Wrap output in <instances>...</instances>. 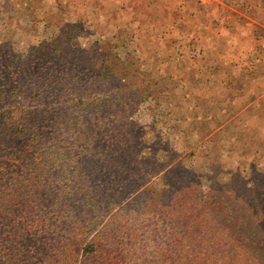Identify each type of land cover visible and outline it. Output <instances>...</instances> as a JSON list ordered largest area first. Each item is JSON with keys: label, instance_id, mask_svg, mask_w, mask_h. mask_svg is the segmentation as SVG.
Returning a JSON list of instances; mask_svg holds the SVG:
<instances>
[{"label": "trees", "instance_id": "obj_1", "mask_svg": "<svg viewBox=\"0 0 264 264\" xmlns=\"http://www.w3.org/2000/svg\"><path fill=\"white\" fill-rule=\"evenodd\" d=\"M77 34L0 47V264H264V193L143 157L132 57Z\"/></svg>", "mask_w": 264, "mask_h": 264}, {"label": "rangeland", "instance_id": "obj_2", "mask_svg": "<svg viewBox=\"0 0 264 264\" xmlns=\"http://www.w3.org/2000/svg\"><path fill=\"white\" fill-rule=\"evenodd\" d=\"M249 1L264 9V0ZM207 12L197 0L178 6L158 0H0V47L10 61L28 64L31 50L63 26L78 28L80 51L125 47L134 63L132 82L144 89L128 105L129 123L144 142L141 155L181 162L200 192L230 183L264 193V107L260 113L249 109L263 88L242 99L235 94L231 102L232 91H226L234 76L239 84L264 76V27L253 24L255 45L232 23L231 40L222 38L225 32L211 39L222 24L209 28ZM245 12L233 20L244 19L246 28L253 7ZM253 64V71L244 70Z\"/></svg>", "mask_w": 264, "mask_h": 264}, {"label": "crops", "instance_id": "obj_3", "mask_svg": "<svg viewBox=\"0 0 264 264\" xmlns=\"http://www.w3.org/2000/svg\"><path fill=\"white\" fill-rule=\"evenodd\" d=\"M158 1L163 5L168 3L171 4L173 3L175 6L182 5V0H158ZM197 2L203 3L204 7L208 11L206 14L207 17L210 18L211 20V25L209 28H211L212 24L215 22H219V23L221 22L222 24V26L219 29H215V30L213 29L211 31V35H209L211 39H213L214 37H219L220 34L225 32L227 35L226 37L222 36V38L231 40L232 39L231 31H229L227 25L232 23L234 25L233 28L235 29L236 33H244L247 37H249L248 39L252 42L253 45L257 44L255 37H253V24H257L261 27H264V9L260 5H257V7H255L250 3L249 0H234L233 3H230L229 5L225 2V0H200V1L197 0ZM252 7H253V14L247 17L248 20L245 21L246 28L242 27V25L244 24V19H243V24H242V20L236 22L233 20L234 16L245 18L246 9L251 10ZM243 12H245V14ZM261 13H263L262 18H259L257 14H261ZM197 25L198 24L195 23L194 27H197ZM248 68H250V70L253 71L255 65L253 64V68L246 66L244 70H246V72H249L250 70L248 71ZM234 78L235 79H232L234 82L232 88L226 89V91L227 90L232 91L231 94L228 96L229 102L233 100V96L235 94H236L235 96H238L239 99L240 98L242 99L244 97H247V95L250 93L253 94L254 90H259L263 88L262 91H264V76L262 75V73H260L256 78L250 80L252 83H248L245 78L244 81L241 84H239L237 83L238 81H236L235 76ZM243 89H245L246 92L244 94L243 93L238 94V90H243ZM249 106L251 112L257 110V112L260 113L264 107V93L263 94L259 93V96L255 100L251 101L249 103Z\"/></svg>", "mask_w": 264, "mask_h": 264}]
</instances>
